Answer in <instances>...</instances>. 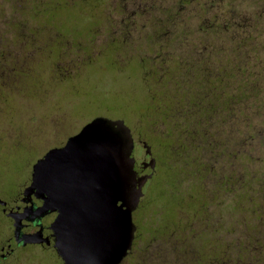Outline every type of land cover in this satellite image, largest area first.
Segmentation results:
<instances>
[{
    "label": "rangeland",
    "instance_id": "1",
    "mask_svg": "<svg viewBox=\"0 0 264 264\" xmlns=\"http://www.w3.org/2000/svg\"><path fill=\"white\" fill-rule=\"evenodd\" d=\"M237 23L251 34L250 80L226 107L230 90L204 105L206 120L188 101L200 89L178 87L202 74L184 67L214 49V33L228 67ZM202 33L209 40H199ZM97 116L129 128L136 170L143 142L156 161L139 172L147 178L132 212L135 241L121 264L193 263L192 246L169 250L172 229L204 222L197 212L215 215L207 221L218 227L211 238L220 242L221 263L247 264L251 243H264V0H0V198L12 203L32 164ZM217 150L226 153L218 158ZM195 190L209 194L201 208L189 199ZM12 231L0 209V244ZM3 264L64 263L52 246L27 245Z\"/></svg>",
    "mask_w": 264,
    "mask_h": 264
},
{
    "label": "water",
    "instance_id": "2",
    "mask_svg": "<svg viewBox=\"0 0 264 264\" xmlns=\"http://www.w3.org/2000/svg\"><path fill=\"white\" fill-rule=\"evenodd\" d=\"M132 148L125 123L103 116L85 123L63 145L49 148L32 164L30 182L22 190L23 201L34 195L42 203H30L19 214L3 209L13 219L17 245L49 243L41 228L23 232L22 220L39 223L56 211L49 228L64 264L120 263L134 237L132 210L147 178L136 175ZM147 164L153 168L154 159Z\"/></svg>",
    "mask_w": 264,
    "mask_h": 264
},
{
    "label": "flooded vegetation",
    "instance_id": "3",
    "mask_svg": "<svg viewBox=\"0 0 264 264\" xmlns=\"http://www.w3.org/2000/svg\"><path fill=\"white\" fill-rule=\"evenodd\" d=\"M128 20H130V18H128ZM213 24H215V23L212 22L209 26H212ZM202 29H203V27H202ZM210 35L211 34L202 33L200 35L201 38L199 40H201L202 42L203 41L205 42V39L209 40L208 37ZM212 35H213L212 39L216 41L214 49L208 50V51H206V53L201 54L198 58H196L195 61H197L198 64L196 62H192L189 65H186L184 67L185 73H192L196 76L199 74H202V75L197 76L196 78L194 77L195 80H192L190 82H183L185 84V86L183 85V87L178 86L182 90L186 86L189 88H199L200 89V92L198 91V92H195L194 94L190 92V95L188 97V101L190 104H195L198 106L199 110L197 112L202 113V116H204V117L206 116L205 117L206 120H208V118L210 117V114H209L210 112L208 113V110L204 109L205 108L204 105H208V103L209 104L212 103L213 105L215 103L218 104V100H219L218 91H220L219 87L221 86L220 84H222L221 80H220V75H221V67H222L223 61H222V50L220 48V40L215 33ZM204 48H206V44H204ZM231 53H230L231 55H229V57L233 61V62L232 61L231 62L235 63L236 61H235V57H234V51ZM225 56L228 57V55H225ZM204 88H206L207 90H211V89H215V90L217 89L218 90L219 89L216 93L217 99H214L215 95L213 97H212V95H210V98H208L206 96H204V98H201V92ZM179 98H181V97H179ZM215 107L217 109V106H215ZM191 116H192V114H191ZM59 146H61V145H59ZM143 146L145 148V157L141 161V164L139 165L140 168L138 170H136L137 164H136L135 159H134V170H135L137 176L141 175L139 173L141 170H145L149 166L147 164V162L149 160L154 159V163L156 164L155 158L152 156V151H151L150 147L147 144H145L144 142H143ZM133 147H134V143H133ZM132 150H133V148H132ZM231 151H232L231 156H230L231 164L233 163V165H234L235 161H236V157H237V149L233 148V150H231ZM202 152H204L203 149H202ZM225 153H226L225 150H217L214 155H215V157L219 158L220 156H222ZM131 156H132V152H131ZM147 157H148V160H145V158H147ZM155 164H154V166H155ZM201 168H203L205 170L206 168H208V164L201 165ZM201 184H203V182H201V181L196 183L195 189L196 190L202 189ZM230 184H231V189H233V191H236V189H237L236 188L237 178L234 177L233 179H231ZM217 185H219V184H217ZM196 190L194 191L195 192L194 195L191 198H189V196H190L189 195L188 198L191 200L197 199L198 202L200 203V204H198V206H199V208H201V206L205 204L204 202H202V199L207 198V197L209 198V194L207 192L204 194V193H202V191L200 193H197ZM217 190H219V187L216 188V191ZM216 195L218 196V194H216V192H215L213 194V197H215ZM22 197H23V195L21 193V195L19 197H15L13 199L12 203H10L7 200L0 198L1 200L5 201V204L0 203V209H1L2 213H3L4 208H10L16 214H19V212H21L22 209L26 205H29L30 203H33L34 205H40L42 203V199H39V198L35 197L34 195H32L31 201H29V202L23 201ZM252 197H251V200L253 199ZM252 206H253V204H252ZM136 207H137V205H136ZM134 209L132 210V212L134 211ZM252 210L254 212L256 211L253 208H252ZM56 214H57L56 211L51 212V213H47L46 215L41 217L39 223H35L33 221H30V220H22L23 225H22L21 229L23 232H25V233L34 232V231L38 230L39 228H41L43 236H46L49 238V243H46V242L26 243L25 245H17V243L14 239V236H13V231H12V235L8 236V238L0 244V264H3L4 261L7 259L8 255L12 254L15 249L23 248V247H26L27 245H39L41 247H43V246H52L53 247L54 237L52 235V230L49 228V224L53 220V218L56 216ZM196 214L197 215L202 214L198 218L203 219V221L205 223L201 222L199 224V221H198V225H200V226H198L196 229H193V228L186 229L185 225H184L181 228L182 231L180 232V234L174 233V231L172 229L171 236L173 238V243H171V245H173V246H171V252L169 250V253L173 254V248H174V250L176 248H178L179 250H185L186 251L187 248L192 246V248H193L192 252L194 253L195 257L192 258L193 263H191V264H222L221 258L219 256L220 255V242L217 239L211 238V234H212L211 231L214 232L213 234L215 236L216 229L218 230V227H216V224L211 227L209 223L212 221H207L208 219L210 220V219L215 218L214 217L215 215L214 216L212 215V217H211V215H209V214L204 215V213H200V212H197ZM49 216L52 217V220L48 224L44 223L43 222L44 219L48 218ZM6 217L11 219V221L13 223V219L11 217H8V216H6ZM135 235H136V225H135V232H134V237H133L132 242H131V246L128 249L127 254L123 257V259L118 264H121L122 261L127 256H129L130 252L132 251V247H133V244L135 241ZM202 244L204 246L203 249L201 248ZM235 244H236V242H235ZM248 255H249V257L247 258L248 259L247 264H264V243L258 242V241L252 242L251 246H249V248H248ZM166 264H174L171 257L166 262Z\"/></svg>",
    "mask_w": 264,
    "mask_h": 264
},
{
    "label": "trees",
    "instance_id": "4",
    "mask_svg": "<svg viewBox=\"0 0 264 264\" xmlns=\"http://www.w3.org/2000/svg\"><path fill=\"white\" fill-rule=\"evenodd\" d=\"M238 25H239L238 23L234 25V27L237 30L236 32L238 33L237 36L234 37L235 47H236V49L234 48L235 49L234 57H235V61L237 58V62L232 63L233 62L232 59H229V66L228 67L224 66L225 63L223 64L222 62V67H221L220 80L222 84H220L221 85L219 87L220 92L218 93V95L222 91L224 92L226 91L225 93H227L228 90L231 91V94L229 95L227 94L225 96V100L223 102L224 107H226L225 104H227L228 101L231 104L232 102L231 100L233 99L234 95H237L239 99L238 90L239 88H241L240 84L243 82V80H246V83L250 80V74L252 72V64L254 65V60L252 58L255 57V54H254V48H252V43H251L252 39H250L251 34L249 33L240 34L238 32V28H239ZM245 50H247L248 52L245 53L244 52ZM227 86H230V88L233 89L227 88ZM234 89L236 90L235 93L233 91ZM218 90L214 89L212 92V97L215 95L214 99H217L216 93Z\"/></svg>",
    "mask_w": 264,
    "mask_h": 264
}]
</instances>
